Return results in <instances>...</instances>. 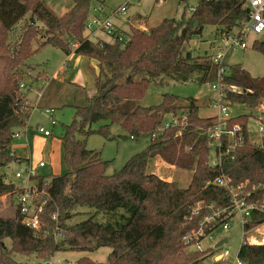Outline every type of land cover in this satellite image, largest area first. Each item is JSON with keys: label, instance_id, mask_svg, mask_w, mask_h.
<instances>
[{"label": "trees", "instance_id": "16d2710c", "mask_svg": "<svg viewBox=\"0 0 264 264\" xmlns=\"http://www.w3.org/2000/svg\"><path fill=\"white\" fill-rule=\"evenodd\" d=\"M93 1L104 3L72 0V6L57 16L47 0H0V196L21 192L5 182L2 168L20 160L11 150L12 134L29 118L32 107L27 104L26 92L41 74L30 73L33 67L27 61L40 47L50 44L66 55L73 52L94 59L99 68L95 95L86 104L74 107V118L64 126L60 137L68 170L51 177L47 184L36 176L32 178L47 193L39 213L42 230L35 232L24 225L17 206L14 216L0 217V264H47L41 260L57 251H94L99 247L110 248L105 262L81 257L76 264H203L202 253L186 251L182 242V236L198 228L207 213L202 209L189 219L191 207L200 201L227 203L223 188L206 184L221 173L229 176L234 186L243 185L251 191V200L264 201V136L259 146L245 140L234 160L226 159L220 167L211 168L204 131L212 118L199 116L195 98L180 100L177 95L164 93L156 105L141 106L138 101L152 81H187L196 75L204 82L215 75L210 56H193L186 46L207 25L216 29L215 34L232 31L246 18L247 10L241 0H198L188 16L183 13L180 19L164 18L146 31L131 26L128 40L122 43L91 40L83 35ZM27 15L29 21L11 46L9 32ZM35 20L48 32L42 42L36 39ZM63 36L75 47L70 48ZM251 47L264 55L263 41ZM227 72L223 82L245 90L239 95L228 94L232 103L243 106V113L232 121L243 124L245 130L248 113H254L264 102V75L253 77L238 64ZM21 83L24 89H20ZM179 111L188 115L180 135H175L173 128L158 140L150 139L144 149L112 174H106L109 161L101 157V151L86 145L93 131L109 137L113 124L133 139L150 134L166 114ZM95 123H100L97 130L92 129ZM154 157L191 170L188 186L180 187L173 180L149 173L147 163ZM76 209L85 210L84 219L68 223ZM53 213L56 221L51 219ZM260 224L264 225V212L254 213L245 228ZM56 226L64 229L58 240L53 235ZM17 254H34L39 261H18ZM238 255L247 264H264V243L241 242Z\"/></svg>", "mask_w": 264, "mask_h": 264}, {"label": "rangeland", "instance_id": "374dc122", "mask_svg": "<svg viewBox=\"0 0 264 264\" xmlns=\"http://www.w3.org/2000/svg\"><path fill=\"white\" fill-rule=\"evenodd\" d=\"M126 1L127 0H104V3L109 7H115L119 4L126 3ZM197 1L198 0H163V3H158L156 0H132L127 8V14L132 17L131 21L133 24L144 23L149 28L148 25L155 26L164 18L180 19L183 13L185 16H188L191 13L189 8H195ZM96 3V1H93L92 6ZM72 4V0H47V5L57 16H61L65 13L72 6ZM27 21H29L28 15L24 19L20 20L9 32L11 46L19 34L23 31L25 22ZM34 25L37 29L36 39L38 42H42L48 36L46 27L38 20H35ZM215 31L216 29L213 26L207 25L204 27L201 35L194 36L189 40L186 47L190 52H192L193 56L207 57L218 51L217 48L220 42L217 38L218 34H215ZM97 33L98 37L104 39V41L110 40L106 35L101 34V32ZM84 34L86 33L84 32ZM63 39L68 43L70 48L75 47L72 40L67 36H63ZM90 39L95 40V37L90 36ZM247 41L249 42L250 39L248 38ZM34 47H36V43H34ZM65 55L66 54L61 49L50 44H46L40 47L27 61L30 66L33 67V69L30 70V73L34 75L38 71L41 72L36 82L31 85V87H33L32 94H36L35 89L41 91V88L46 87V80L43 78H46V76L51 78L52 75L60 70L62 61L66 58ZM92 60L95 61L94 59ZM69 63L70 67H68L66 72L61 76L63 77L61 82L64 85L70 82L68 76L71 77L76 70L74 62ZM95 63L98 65L96 61ZM224 63L227 65L228 70L230 69V66L238 64L253 77L264 75V55L259 50L254 49L251 46L246 49L230 50L225 57ZM213 80L214 74L209 76L204 82H200L196 75H193L187 81H176L172 79L167 82L163 81L162 84L154 83V81H152L142 99L138 101V104L141 106L156 105L160 103L164 93H170L177 95L180 100H185L189 97L195 98L199 105V116H212L215 111L209 107L211 93L208 87ZM82 81L84 89L79 87V89L76 88L77 92L81 94L80 96H83L85 92L87 94L95 92L96 86L92 75H85ZM60 87L63 88L62 86ZM62 95V91L58 92L53 99L42 100L38 106L34 104L35 102H32L30 105L27 100V104L32 108L28 121L25 124L26 127H17L14 131H21L22 134L25 133V131L29 133L27 139L29 155L26 158L28 160H26L23 164H20L17 161H12L7 166L2 168L4 180L7 182L14 183L15 181L18 186H21L23 184L21 181L22 179H16L15 172L21 167H24L26 163L31 165L37 164L39 161L45 162L44 166L37 167L36 180H46L45 178L50 179L53 176L62 175L68 170L63 156L60 137L63 134L64 126L72 121L75 113L73 106H61L59 104L60 99L64 96ZM66 97L74 99V94L70 93ZM83 100V97L78 100L79 105L86 104ZM47 107L54 108V115L56 119L55 125L51 124L50 119L45 112ZM243 111V106L237 103L233 104L230 108V112L233 115L242 114ZM39 124L50 131L51 136L45 138L42 134L38 133L36 127ZM99 124L100 123L93 124L92 129L97 130ZM248 130L251 141H258L256 129L252 120L248 123ZM109 132L110 136L105 137L103 134L93 131L86 139V145L88 148L101 151L102 158L109 161L106 167V174H112L113 172L118 171L132 155L138 153L150 143V134H141L137 138L131 139L130 134L117 124H113L110 127ZM18 140L26 143V140L21 138L13 139L12 142H17ZM147 171L149 173H154L165 180H173L177 182L180 187H187L192 176L191 170L171 166L163 162L158 157L149 159L147 163ZM15 183L13 186L17 188L18 186ZM15 200L16 195L4 194L0 196V217L14 216L16 212ZM83 211L85 212L83 209L75 211L76 215L74 214V216L68 220V223H74L84 219L85 215L83 214ZM213 235L215 237H226L227 242L224 244L223 248H228L233 255L237 254L243 235L239 218L235 217L233 219L227 231L224 232L221 228H218L213 232ZM246 236L249 240L250 237H255L257 240L264 243V225H259L258 227L252 229L250 232L246 233ZM212 242L213 240L206 237L201 243L205 246ZM194 248V246H190L185 248V250L192 251ZM109 251L110 248L108 247H99L94 251L61 250L54 252L50 258L41 261L47 262L50 260L53 263L58 264H76L77 259L81 257H89L95 262H105ZM36 257L37 256L34 254H31L30 256L17 254L15 259L18 261H39ZM203 264H209V262L205 261Z\"/></svg>", "mask_w": 264, "mask_h": 264}, {"label": "built area", "instance_id": "2783aa9c", "mask_svg": "<svg viewBox=\"0 0 264 264\" xmlns=\"http://www.w3.org/2000/svg\"><path fill=\"white\" fill-rule=\"evenodd\" d=\"M130 0H127L124 4H119L115 7H109L105 3L97 2L91 7L90 13L84 23L85 36L95 37V39H101L98 37L97 32L106 35L110 40L114 42L118 40L122 43L126 42L129 38V29L127 31L119 28L112 19L113 15L122 16L127 18V7ZM158 3H163V0H156ZM243 6L247 10V15L237 27H234L230 32H223L217 35L219 40V46L215 54H211L210 58L215 66L214 80L209 84L208 89L211 93V101L209 107L215 111L212 116L211 125L204 131V135L207 138V164L211 168L220 167L222 162L226 159L234 160L236 150L241 147L243 142L247 140L254 145H261L262 138L264 136V102L259 104L255 112L251 115L248 113V121L245 125L239 122L232 121L236 115L230 112V108L233 104L228 99V94H243L245 90L241 86L226 84L223 82L224 76L228 73V67L224 63L227 53L232 49H246L252 46L254 42H264V0H241ZM192 12L194 8L190 7ZM129 22V28L131 26L140 30L146 31L148 27L142 24H133L131 20ZM250 39L248 42L247 39ZM20 89H24V84H20ZM52 125L56 124V119L53 116L51 109L45 110ZM188 120L187 112L179 111L176 113L166 114L159 126L155 131L150 133V139L158 140L168 129H176L175 135H180L182 129L185 127ZM253 121V125L256 129L258 141L252 142L249 135L248 123ZM38 133H41L45 137L51 136L50 131L45 129L40 124L36 127ZM21 131H15L12 134L13 139H19L22 137ZM133 139V136H130ZM45 165L44 161H39L35 166L26 164L21 167L18 172L15 173L16 178L25 179L27 185L21 188V192L16 195L15 206L18 207L21 215V221L24 225L31 228L35 232L42 230L39 220V213L42 211L43 205L46 203L45 196L47 193L43 189H39L37 184L33 181V177L37 176V167ZM48 183V180H44ZM208 184H214L223 188L227 195L228 201L226 204L217 205L215 202L202 204L201 201L191 207L190 217L198 215L202 209L207 210V213L199 222V226L196 229H190L182 236V242L187 247L194 246L192 251H198L204 256V260L209 264H247L245 261L239 258L238 253L233 255L228 248H223L227 242V238L224 236L215 237L213 232L221 228L222 231H227L230 227V223L235 217L239 218V223L242 226V242L249 244H260L255 237L247 238L246 233L252 229L258 227L245 228L246 224H250L253 220L254 213L264 212V201L259 202L251 200V191L245 190L243 185L234 186L231 183L229 176L224 173L219 174L215 179L207 181ZM43 196V197H42ZM51 219L56 221V213L51 214ZM263 225V224H260ZM45 232V230H43ZM46 233V232H45ZM64 234V229L56 226L53 235L55 240L61 238ZM209 237L213 240L205 246L202 245V240ZM226 239L221 245L216 244L222 239ZM47 264H58L48 260Z\"/></svg>", "mask_w": 264, "mask_h": 264}, {"label": "crops", "instance_id": "0c3cea01", "mask_svg": "<svg viewBox=\"0 0 264 264\" xmlns=\"http://www.w3.org/2000/svg\"><path fill=\"white\" fill-rule=\"evenodd\" d=\"M131 2H132V0L129 1L128 7H129ZM107 7H108L107 9H109V6H107ZM126 17L127 18L125 19L122 16L113 15L112 19L119 28H121L124 31H127L129 29V22L128 21L131 20L132 17L129 16L128 14L126 15ZM134 21H135V18H134ZM148 26L151 27L150 25H148ZM65 57L66 58L62 61V66L60 67V70L58 72H56L54 75H52L51 78H48L47 76H46V78H43L46 80V84H47L45 88L44 87L41 88V91H38L37 89H35L36 94H32V88L33 87H29V89L26 92V99L29 101L30 105L32 102H35L34 104L38 106V105H40L42 100H46V99L51 100L56 96V94L58 92H61V91L63 92V95H64V96L62 95L63 97L60 99L59 104L61 106L71 105V106L75 107V106L79 105L78 100L80 98L83 97V99H84L83 101L87 102L88 98L95 95L96 89H95L94 93L87 94L85 92V94L83 96H80L81 94H79V92H77V90H76V88H78V87L81 89H84L82 80L84 79L85 75H92L94 77V81H95V77L98 74V70H99L98 65L95 63V61H93L92 59H89L88 57H85L83 55H77L73 52H71L68 55H65ZM69 62H74V66H75L76 70L71 77L68 76L70 82H68V84L64 85L61 82V80L63 78L61 76H62V74H64L66 72L68 67H70ZM60 86H62L63 88H61ZM65 93H66V95H65ZM70 93L74 94V99L70 98V97L69 98L66 97ZM50 94H51V96H50ZM75 101H77V102H75ZM49 108L53 111V116L55 118L54 108L53 107H47V109H49ZM28 135H29V133H27L25 131V133H23V135H22V137H24V138L21 137V139L26 140V143H24L21 140H18L17 142H12V144H11V150L16 157L20 158V160L17 161L20 164H23L26 160H28V159H26L29 155V149H28V145H27ZM60 141H61L62 149H63V142L61 139H60ZM63 155H64V150H63ZM101 157H102V155H101ZM26 164H29V163H26ZM36 165L37 164H31V166H35V167H36ZM16 172H18V171H16ZM16 179L21 180L22 178H20V179L16 178ZM45 179L49 180L47 178H45ZM21 181L23 182V184L21 186H18L14 181V183L18 186L17 189H21L27 185V182L25 179H22ZM5 182L6 183H12V182H7L6 180H5ZM14 183H12V184H14Z\"/></svg>", "mask_w": 264, "mask_h": 264}, {"label": "water", "instance_id": "95a60500", "mask_svg": "<svg viewBox=\"0 0 264 264\" xmlns=\"http://www.w3.org/2000/svg\"><path fill=\"white\" fill-rule=\"evenodd\" d=\"M226 241V239L224 238V239H222L221 241H219L216 245L217 246H219V245H221L223 242H225Z\"/></svg>", "mask_w": 264, "mask_h": 264}]
</instances>
